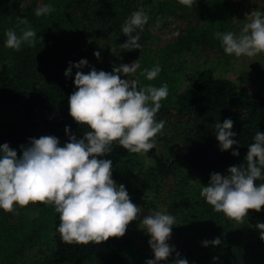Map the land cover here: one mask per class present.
Wrapping results in <instances>:
<instances>
[{"label": "trees", "instance_id": "16d2710c", "mask_svg": "<svg viewBox=\"0 0 264 264\" xmlns=\"http://www.w3.org/2000/svg\"><path fill=\"white\" fill-rule=\"evenodd\" d=\"M257 1V11L264 13V0L254 3ZM228 3L194 0L188 7L179 0H0V144L8 143L20 156V146H28L30 138L51 135L67 142L70 135L83 138L90 129L74 121L69 113L68 98L77 90V69L73 67L70 76L64 74L69 62L86 59L88 65L79 69L85 74L93 67L112 71L116 64L96 58L94 43H113L123 62L138 57L148 40L157 41L163 36L169 37L164 43H174L165 50L166 55L209 43L215 33L225 29ZM43 5L51 6L53 11L36 16V9ZM141 8L149 17L143 30L133 33L139 36L141 47L122 49L120 45L128 39L122 26L132 12ZM23 19L28 25L18 26ZM28 26L37 33L34 47L24 43L17 51L5 46L7 30L19 36ZM39 37H43L42 43ZM131 80L137 81L138 89L149 84L141 73L131 75ZM171 90L169 105L181 117L179 124L190 125L189 131L180 149L168 155L162 154L155 142L146 153L152 166L141 177L144 184L140 180L148 191L145 205L161 212L155 203L160 199L165 214L175 217L168 240L174 251L167 261L158 264H172L176 252L188 264H264V240L256 228L257 223H264V206L259 212L249 210L253 221L250 231H245L222 212H215L200 195L213 172L226 175L230 166L246 163L255 134L264 133V93L216 75L211 67L185 73ZM4 111L10 117L5 119ZM228 118L237 133L233 139L239 144L222 151L215 125ZM233 150L239 155L234 156ZM138 156L114 142L112 152L99 158L112 160V179H116L139 164ZM261 171L264 175V169ZM260 183L264 180L256 181ZM18 207L14 212L0 209V264H146L154 259L150 238L140 241L126 231L121 238L99 244L66 243L57 231L59 213L54 206L32 203L19 215ZM217 237L219 245L202 244Z\"/></svg>", "mask_w": 264, "mask_h": 264}, {"label": "clouds", "instance_id": "9594fccd", "mask_svg": "<svg viewBox=\"0 0 264 264\" xmlns=\"http://www.w3.org/2000/svg\"><path fill=\"white\" fill-rule=\"evenodd\" d=\"M179 3L192 7L194 0H179ZM51 11V6L43 5L36 9L35 15L39 17ZM148 20L142 8L131 13L122 26V33L128 37L120 45L122 49H140L139 36L133 33L137 29L142 31ZM19 24L28 25V21L19 20ZM36 36L30 26L21 29L19 36L9 29L5 46L17 51L24 43L34 47ZM215 36L228 55L254 57L264 53V13L252 11L239 36L233 32H217ZM39 39L42 43L43 37ZM94 55L100 58V52ZM87 65L86 59L69 62L64 74L70 76L72 68L77 69L74 78L77 90L68 98L69 113L74 121L90 130L81 139L70 135L69 142L62 147L55 136L30 138L28 146H20V156L8 143L0 144V209L14 212L17 205L26 207L37 202L52 205L59 213L57 231L63 242L99 244L109 238L123 237L129 223L142 213L131 201L125 186L117 185L112 179V160L99 157L110 154L114 142L140 155L155 147V138L165 126V121L157 122L155 116L161 100L168 96V86L147 85L138 89L136 80L121 79L120 73L128 76L136 72L138 60L130 65H114L112 72L97 71L94 67L87 74L79 70ZM160 71L156 66L141 74L152 80ZM232 129L230 118L215 125L222 151L239 144L233 139L237 133ZM65 132H69L67 126ZM232 154L238 156L239 151L233 150ZM245 161V164L230 166L226 175L213 172L208 185L200 192L215 212H222L229 220L240 224L244 223L249 210L259 212L264 206V183L256 184L257 180H264L261 171L264 169V133L255 134ZM140 224L150 234L148 243L154 253V259H148L146 264L167 261L174 251L168 240L175 217L156 211L144 215ZM256 228L260 230V239L264 240V223H257ZM202 244L216 246L221 240L217 237ZM172 264H188V261L176 252Z\"/></svg>", "mask_w": 264, "mask_h": 264}, {"label": "rangeland", "instance_id": "374dc122", "mask_svg": "<svg viewBox=\"0 0 264 264\" xmlns=\"http://www.w3.org/2000/svg\"><path fill=\"white\" fill-rule=\"evenodd\" d=\"M228 2V14L225 18V29L222 33L233 32L235 35L239 36L243 26L249 22L250 13L252 11H257V6H259L260 2L257 1L254 3V0H228ZM166 39H169V37L163 36L157 41L148 40V43L142 46V51L139 53V56L130 62H123L120 60L113 43H94V53L97 51L100 52V58L106 59L117 66L120 64L130 65L132 62L138 60L139 67L136 72L128 76L120 73L121 79L129 80L131 75L143 73L145 69L151 70L156 66L160 67L161 71L154 79L148 80L145 75L143 76L146 81L149 82L148 85L160 87L167 84L168 86V96L166 99L161 100V107L155 116L157 122L160 120L165 121L164 129L161 133L157 134L155 142L160 152L168 155L172 151L180 149L182 141L186 138L190 128V125L184 122L179 124V118L181 117L177 115L176 109L169 105L168 100L171 98V88L174 82L183 80L185 73L194 68L211 67L216 75L229 77L238 85L245 86L250 91L264 93V53L254 57H236L234 54L228 55L223 50L221 40L215 36V39L209 43L198 44L180 53L172 52L166 55L165 50L167 48L171 49L174 44L164 43ZM112 50H114V53ZM142 52L144 55L141 54ZM109 72L112 71L110 70ZM145 86H147V84H145ZM10 115L8 111L2 113L5 119L10 117ZM177 124H179L180 127ZM58 140L61 147L67 143L64 138H58ZM137 159L139 164L135 168L127 170L124 175H120L113 180L117 185L123 184L131 201L142 209L140 218L130 222L127 227L128 232L134 233V235L142 241L144 239L148 240L150 234L141 228L142 225L140 224V220L144 215L153 214L154 211L145 205L144 199L148 196V191L142 188L144 185L141 186L140 180L142 181L141 177L147 175L148 169L152 166V160L147 157L146 154H139ZM144 182L145 181H142L143 184ZM155 203L161 212H166L160 199H155ZM26 207H18V215L21 214ZM252 221L253 218L248 213V216L244 218L243 224L237 223L236 221L234 222L241 225L244 230L250 231ZM30 255L31 254L27 255V259Z\"/></svg>", "mask_w": 264, "mask_h": 264}]
</instances>
